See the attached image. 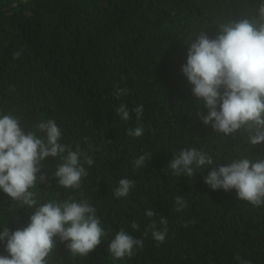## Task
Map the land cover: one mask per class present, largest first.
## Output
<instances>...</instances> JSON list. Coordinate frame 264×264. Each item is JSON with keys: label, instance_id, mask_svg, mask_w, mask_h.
I'll list each match as a JSON object with an SVG mask.
<instances>
[{"label": "trees", "instance_id": "1", "mask_svg": "<svg viewBox=\"0 0 264 264\" xmlns=\"http://www.w3.org/2000/svg\"><path fill=\"white\" fill-rule=\"evenodd\" d=\"M264 0H0V118L19 119L26 132L53 120L59 143L93 159L79 189L57 185L60 156L46 157L40 173L45 183L31 191L39 204L88 201L105 230L102 242L85 258H73L58 237L47 264H264V205L239 201L235 190L213 191L204 183L212 170L249 156L264 159V142L251 146L247 133L225 137L205 126L197 111L207 109L192 95L181 72L188 43L201 31L212 39L218 27L255 13ZM21 52L14 59V53ZM128 93L119 97L117 89ZM124 104L130 119L116 109ZM143 106L139 120L132 110ZM142 126L140 137L127 135ZM87 138V139H86ZM208 153L213 165L193 177L167 169L181 150ZM99 149V150H97ZM150 154L144 168L133 161ZM62 155H67L64 153ZM83 162V158H81ZM134 181L126 197L116 198L120 179ZM187 207L175 211V198ZM157 214L151 220L147 210ZM32 209L0 190V231L28 226ZM168 221L166 238L157 243L149 224ZM135 221L139 231L130 227ZM194 222V223H193ZM143 248L117 260L108 243L119 230ZM148 234L145 237L144 232ZM6 241L0 256H8Z\"/></svg>", "mask_w": 264, "mask_h": 264}, {"label": "clouds", "instance_id": "2", "mask_svg": "<svg viewBox=\"0 0 264 264\" xmlns=\"http://www.w3.org/2000/svg\"><path fill=\"white\" fill-rule=\"evenodd\" d=\"M217 29L215 38L210 39L205 31H201L187 44L186 63L181 67L183 76L192 86V95L207 109L206 115L199 111L196 115L205 126L210 125L225 137L243 130L249 144L258 145L264 142V2L259 4L255 13L250 11L239 20L231 19L220 24ZM20 55L21 52L14 53V59ZM128 91L126 88L117 89L114 95L119 97ZM132 111L139 120L143 106ZM116 114L123 121L131 118L124 104L116 109ZM36 131L45 133V138H39L35 131L26 132L16 117L4 115L0 118V190L13 202H20L22 207L33 210L27 227L11 233L8 227L0 231V242L6 241L5 251L9 254L0 256V264H47L46 258L56 245L54 237H58L61 243L68 242L65 246L73 258H85L106 235L96 209L86 200L39 204L37 193L30 189L38 183H45V175L38 178L37 174L41 172L46 157H61L63 163L57 167L54 177L57 185L65 189L81 187L82 177L87 176L83 165H92L93 159L81 151L79 145L72 151L59 143L61 130L51 119L40 122ZM143 132V127L137 126L127 135L140 137ZM64 153L67 155H62ZM150 159L148 153L140 155L133 161V166L144 168ZM213 164L208 153L190 148L173 156L167 169L176 177L191 178L197 170ZM204 183L213 191L235 190L239 201L259 207L264 205V159L245 156L212 168ZM133 185L134 181L120 179L114 196L126 197ZM175 204L177 212L187 207L181 196L175 198ZM145 215L151 220L157 214L149 209ZM167 223L166 219H160L159 224L164 226L162 230L157 228L154 220L148 226L158 244L166 238ZM130 227L133 231L140 230L135 221ZM147 234L146 230L144 236ZM143 243V238L135 239L121 229L108 243V253L117 260L131 257L133 249L143 248ZM235 259L240 264H250L239 256Z\"/></svg>", "mask_w": 264, "mask_h": 264}]
</instances>
